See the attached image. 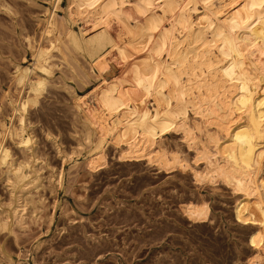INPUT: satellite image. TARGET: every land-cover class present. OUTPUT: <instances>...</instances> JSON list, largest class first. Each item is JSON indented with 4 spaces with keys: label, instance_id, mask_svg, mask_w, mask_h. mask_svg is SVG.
Returning <instances> with one entry per match:
<instances>
[{
    "label": "bare ground",
    "instance_id": "1",
    "mask_svg": "<svg viewBox=\"0 0 264 264\" xmlns=\"http://www.w3.org/2000/svg\"><path fill=\"white\" fill-rule=\"evenodd\" d=\"M63 1L50 0L55 11H45L39 40L26 36L33 62L15 61L17 93H5L11 114L10 126L0 121V172L11 200L0 203V234L22 227L29 207L34 214L40 210L31 194L39 177L28 117L43 106L52 87L54 52L66 63L70 55L85 56L94 71L116 24L127 35L121 74L108 79L98 73L101 83L92 104L74 99L87 131V165L93 171L105 166L111 146L123 159L185 169L182 156L163 142L181 132L206 164L202 172L194 171L195 178H219L242 196L236 218L254 227L249 247L255 256L247 264H264V63L255 59L264 52V0H66L62 9ZM7 6L0 5L9 14ZM8 138L30 157L17 159ZM71 159L66 154L64 163ZM185 211L193 221L205 222L210 209L202 200ZM0 255L19 263L1 239Z\"/></svg>",
    "mask_w": 264,
    "mask_h": 264
},
{
    "label": "rangeland",
    "instance_id": "2",
    "mask_svg": "<svg viewBox=\"0 0 264 264\" xmlns=\"http://www.w3.org/2000/svg\"><path fill=\"white\" fill-rule=\"evenodd\" d=\"M3 4L12 12L0 7V121L10 126L5 93L11 97L17 93L14 63L25 59L31 65L26 36L39 40L45 11L55 8L50 0H0ZM66 7L64 0L61 8ZM62 9L56 11L58 17L65 15ZM80 28L78 23L75 29ZM113 28L104 59L94 71L85 56L65 52L71 56L69 65V59L60 62L54 52L57 69L49 89L53 88L43 108L31 110L28 117L29 132L36 137L34 168L39 177V187L31 194L40 210L34 214L29 207L22 227L1 232L4 250L18 264H247L255 256L249 247L254 227L236 218L242 196L219 178L202 182L195 178L194 171L202 172L206 164L181 132L167 135L163 142L182 156L185 169L123 159L111 146L105 166L93 171L87 165V131L74 99L77 95L92 104V92L101 83L98 73L108 79L121 74L127 35L116 24ZM262 54L258 51L255 59L263 64ZM7 144L17 159L30 157L10 138ZM66 154L72 159L64 163ZM10 200L0 172V203ZM202 200L209 206V218L193 221L186 206ZM1 212L0 208V217ZM0 264L11 263L0 255Z\"/></svg>",
    "mask_w": 264,
    "mask_h": 264
}]
</instances>
